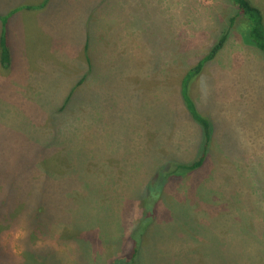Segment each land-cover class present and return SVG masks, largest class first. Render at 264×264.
<instances>
[{
	"label": "rangeland",
	"instance_id": "374dc122",
	"mask_svg": "<svg viewBox=\"0 0 264 264\" xmlns=\"http://www.w3.org/2000/svg\"><path fill=\"white\" fill-rule=\"evenodd\" d=\"M41 1L26 20L21 9L40 0H0V18L17 30L13 66H0V264H127L136 230L144 231L138 264L249 263L244 256L255 254L245 246L239 254V241L261 247L264 264V58L244 44L233 4ZM250 1L264 14V0ZM83 19L88 47L101 50L84 54L83 84L80 62L63 70L16 55L79 43ZM132 25L140 51H122L119 29ZM223 36L187 87L212 129L205 161L165 179L197 157L203 133L182 102V82ZM66 84L70 100L55 96ZM21 218L31 235L14 252L9 230Z\"/></svg>",
	"mask_w": 264,
	"mask_h": 264
},
{
	"label": "trees",
	"instance_id": "16d2710c",
	"mask_svg": "<svg viewBox=\"0 0 264 264\" xmlns=\"http://www.w3.org/2000/svg\"><path fill=\"white\" fill-rule=\"evenodd\" d=\"M233 6L237 9L238 15H241L244 20V27L242 31V40L244 44L254 47L258 49L264 58V14L262 10L256 7L250 0H229ZM30 8V7H28ZM2 20L3 30L0 35V63L3 69H8L10 65V55L8 50L7 43V19L0 18ZM225 37L223 36L216 46L210 51L209 55L205 57L203 60L199 61L196 66L191 69L184 77L181 88V97L182 102L190 114L191 118L200 126L202 129V141L198 148L197 157L194 161L187 163L176 165L174 169L166 172V178L173 176V178L181 177L184 174L193 172L203 165L208 148L210 145V139L212 135L211 125L205 118L201 117L192 103L190 97L188 96L187 87L188 83L195 79L200 72L204 64L210 60H212L218 53L219 50L224 45ZM168 170L170 166H167ZM144 231L136 230L132 232V236L130 237L132 248H131V259L127 264H138L139 259V246L140 240ZM136 235L139 238H136Z\"/></svg>",
	"mask_w": 264,
	"mask_h": 264
},
{
	"label": "crops",
	"instance_id": "0c3cea01",
	"mask_svg": "<svg viewBox=\"0 0 264 264\" xmlns=\"http://www.w3.org/2000/svg\"><path fill=\"white\" fill-rule=\"evenodd\" d=\"M95 1H97V0H95ZM41 3H42V1L40 0V2H38V3L30 4V6H28V7H30V9L29 8L21 9V12L23 13V16L26 17V20L29 19L31 11H34L35 9L43 7L41 5ZM97 4H100V3H97ZM120 5L123 6L124 4L121 3ZM18 10L19 9L11 12L10 19H11V17L13 15H15L18 12ZM160 15H161V13L156 17V19H157L158 24H159V29H162L163 33L165 35L166 33L169 32L170 24H169L168 21H166V24H165L163 22L162 18H158ZM84 24H85V20L83 19L81 21V26L79 28V32H80V42L79 43L77 42L76 44H72L71 46H69L70 44H64L58 49H54V48H51V50L47 49L46 54L43 52V49H41L38 46H35L33 48L37 49V50H32V51H29V52H26V50L25 51L22 50V51L16 52V55L19 54L21 56V58H24V59L26 57H28L32 61L43 60V61H46V62H50L51 66L55 67V69L62 68L63 70L66 67H69V66H77L78 62H80L79 64L81 65V71H80L79 74H81V75L78 76V78L80 77V80L78 81V83H82L83 84L86 81V77L89 76V74H90L89 71H90V65H91L89 56L85 57L84 54H86V53L89 54L91 50H94L92 52V54H94V55H96L97 52H101V50L97 51V47L96 46H94V48L88 47V40H87L88 36L86 34V28H85ZM121 27H122V25H121ZM6 30H7L8 50H9V55H10V65L9 66L12 67L13 66V60H14V52H13V50L11 48V45H10V38L12 37V34L17 32V30L16 29L10 30V26H8ZM119 31H120L119 38L122 39L121 40V45H122L121 50L122 51H127V50H131V51H134V52L140 51V49H139L140 42L138 41V34H139L138 33V25L133 26L132 28H129V29H126L124 27L123 30H122L120 28ZM39 34L43 38L46 37V36L48 37L49 36L48 27H44L43 26L42 27V31ZM144 45H145V43L143 44V50L145 48ZM141 46H142V44H141ZM18 48L20 49L21 46H19ZM113 50H115V49H112L110 51H113ZM117 51L120 52V49L117 50ZM76 52H78L77 62H75ZM131 55H134V54H131ZM0 66H1V63H0ZM53 67H49L48 65H43V66H40V67L38 66V69L40 70L41 73L43 72L45 76H52V73H50V70L54 69ZM41 78H43V76H41ZM73 82L74 81H72L71 84ZM69 85L70 84L62 85L63 90L60 91L61 94H55V96H58V97H61V98L65 97L66 99L70 100L71 96L73 95V92L75 91V89L72 90L71 94H69V92L71 90ZM59 88L60 87L57 86L56 90H59ZM52 92H55V91H52ZM67 103H68V101H67ZM249 190H251V189H249ZM232 242H235V240H232ZM239 243H240V246L237 247L238 251L241 248V252L239 254L243 253L242 252L243 246H245L244 249L246 250L247 253L255 254V255H252V256H244V259L250 260V262L249 263L246 262V264H253V263L262 264L260 262L258 263L260 255L262 253V251H258V249L261 250L262 249L261 247L256 246V247H258V248H256V247H252L251 245L250 246L249 245H242L240 241H239ZM255 243H256V240H255V242L252 245L255 246L256 245ZM222 249H223V246H221V250ZM237 254L238 253H236V255Z\"/></svg>",
	"mask_w": 264,
	"mask_h": 264
},
{
	"label": "clouds",
	"instance_id": "9594fccd",
	"mask_svg": "<svg viewBox=\"0 0 264 264\" xmlns=\"http://www.w3.org/2000/svg\"><path fill=\"white\" fill-rule=\"evenodd\" d=\"M210 2V0H209ZM11 236V246L14 252H19L22 250L23 242L29 239L31 235L30 223L26 218L18 219L16 225L9 230ZM7 239V238H6ZM47 241L38 239L36 241V246L42 247ZM20 247H17V246Z\"/></svg>",
	"mask_w": 264,
	"mask_h": 264
}]
</instances>
